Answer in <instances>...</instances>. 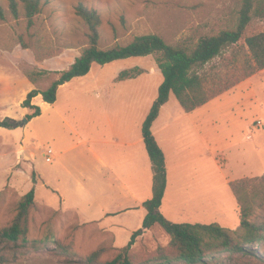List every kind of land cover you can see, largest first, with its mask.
Here are the masks:
<instances>
[{"label": "rangeland", "instance_id": "1", "mask_svg": "<svg viewBox=\"0 0 264 264\" xmlns=\"http://www.w3.org/2000/svg\"><path fill=\"white\" fill-rule=\"evenodd\" d=\"M17 1L21 8L22 1ZM41 1L42 10L34 17L32 27L28 26L24 17L0 20V119L10 117L18 122L30 113V109L21 106L27 92L35 87H47L57 76L55 71L66 69L87 44L84 22L75 13V5L80 1L94 8L101 17L99 46L102 48L125 44L134 36L146 33H156L170 44L188 37L196 39L220 26H234L240 4V0ZM0 3L4 9L9 8V0H0ZM263 30L264 18L254 17L237 43L242 50L239 52L247 51L245 37ZM21 41L29 47H22ZM237 45L227 48L215 63L222 65L229 62L232 47ZM34 47L42 52H54L53 55L59 51L61 53L37 61ZM136 66L143 70L141 75L134 80L118 83L117 76L121 70ZM25 71H44L45 74L34 85L25 76ZM161 81L162 74L151 55L115 60L104 65L94 63L85 76L74 78L67 86L60 87L54 103L43 102L40 95L34 98V104L41 109L40 115L13 128L0 127V229L12 222L22 195L32 185L35 186V205L30 210L26 240H0V264H103L115 256L116 248L127 243L128 240H124V244L116 245L113 234L97 222H82L75 211L65 209L61 197L50 193L48 186H43L37 165L39 168L54 167L60 177L61 194L65 196L67 206L74 205L88 211L90 205H101L100 184L104 167L90 148L102 158L103 150L115 152L113 145L101 144L102 134L108 137L107 132L110 135L112 130L107 126L105 111H109L116 125L114 129L118 131L120 101L142 100L146 95L155 100ZM254 81L262 108L258 104L236 125L237 134L244 136V145L248 148H254L256 142L264 140V91L259 79L255 78ZM137 85L141 89L140 95H133ZM172 100H176L174 96ZM141 109V104H134L128 113L131 135L140 133ZM256 119L262 120L263 128L254 133L253 140L246 139ZM230 122L227 120L226 124ZM222 134L224 143L228 141L229 134ZM47 148L57 155L49 163L42 155ZM235 153L232 152V158L225 163L223 157L218 156L219 161L223 162L225 175L232 180L259 175L257 165L250 170L243 166L241 157ZM251 160L255 162L257 158ZM80 170L85 174L83 181L80 180ZM70 171L80 184L91 188L92 197L84 191L75 190L72 184L76 180L71 174L68 175ZM171 198L169 196L168 200ZM174 203L177 213L181 214L177 222H218L230 229L237 228L240 222L239 205L235 204L234 195L229 187L223 185V180L215 189L210 184L193 189L181 187L174 197ZM219 212L223 213L224 218L218 217ZM139 215L137 211H130L110 219L120 220L129 228L138 229L142 224ZM100 246L104 251L98 259L88 260L87 256ZM253 247L259 250V257L240 252H222L215 253L214 257L208 256L204 263L196 264H264V243H255ZM130 252L134 264H188L174 258L176 249L170 245V236L159 224L137 237Z\"/></svg>", "mask_w": 264, "mask_h": 264}, {"label": "trees", "instance_id": "2", "mask_svg": "<svg viewBox=\"0 0 264 264\" xmlns=\"http://www.w3.org/2000/svg\"><path fill=\"white\" fill-rule=\"evenodd\" d=\"M21 1L20 8L17 0H9L7 10L0 3V20H18L24 17L28 26L32 27L34 17L41 12L43 3L41 0ZM75 13L84 22L88 42L66 69L55 71L57 76L47 87L43 89L35 87L27 92L21 106L31 110L25 115L28 120L41 113L40 107L32 103L34 97L41 95L44 102L54 103L59 86L75 77L85 76L94 63L104 65L115 60L151 55L162 74L157 97L141 126L153 173L152 197L143 202L146 213L141 227L134 230L128 242L116 248L115 256L103 264H134L130 252L132 246L137 237L155 224H159L170 236V245L176 249L174 258L188 264L204 263L208 256L214 257L215 253L222 252H240L259 257L261 254L253 244L264 243V175L229 181L230 189L239 205L240 222L237 228L230 229L218 222H173L159 210L166 186V166L164 153L151 127L161 106L168 101L170 93L176 97L185 111H192L264 69V30L245 37L247 51L240 53L242 50L237 45L250 21L254 17L264 18V0H240L234 26L223 25L196 39L188 37L176 44L167 43L156 33H146L134 36L125 44H113L102 48L99 46L101 24L99 13L81 1L75 5ZM20 44L24 48L29 47L23 41ZM232 45L237 46L232 47L233 54L229 62L222 65L215 63V60ZM53 53L49 50L42 52L34 47L37 61L49 58ZM59 53L61 52L56 54ZM142 72L138 66L123 69L117 79L136 78ZM24 74L36 85L45 72L25 71ZM15 125L16 120L10 117L0 119V127L13 128ZM33 183L35 184L34 180ZM34 199L35 186L32 185L22 195L12 222L0 229V240L12 242L26 240L30 210L35 205ZM103 251L104 248L100 246L92 251L87 259L96 260Z\"/></svg>", "mask_w": 264, "mask_h": 264}, {"label": "crops", "instance_id": "3", "mask_svg": "<svg viewBox=\"0 0 264 264\" xmlns=\"http://www.w3.org/2000/svg\"><path fill=\"white\" fill-rule=\"evenodd\" d=\"M136 78L118 79V83ZM255 78L259 79L261 88L264 91V69H262L192 111H185L172 93H170L168 101L161 106L158 116L152 123L151 130L165 157L166 186L159 210L169 220L177 222L178 218H181V214L177 213L174 203V197L181 187L189 186L193 189L210 184L215 189L219 187L221 180H223V185L230 189L228 183L232 178L224 174L223 162L218 159L220 155L225 163L226 160L232 158V152H236L235 154L241 157L240 161L243 166L250 168V170L254 168V165L258 166L259 175L250 176L264 175V140L256 142L254 148H248L244 145V136L236 132V125L239 120H242V116L245 117L248 111H251L258 104L259 108H262L255 86ZM68 82L60 85L59 88L64 85L67 86ZM242 88H244V92H242ZM232 89L235 91L233 94ZM140 92L141 89L137 85L134 88L133 95H140ZM107 96L110 98L109 95ZM173 96L176 100H172ZM34 98L32 99L33 104ZM153 101L147 95L142 100L140 98L131 99L130 101L129 99H122L117 112V116H121L120 119H117V122H120V125L117 126L118 131L114 129L116 125L114 120L110 118L109 111H105L107 126L112 130L110 135L109 131L107 132L108 137L106 134H102L101 144L113 145L115 152L111 153L109 149L103 150L104 158H102L90 148L91 153L104 167L100 184L101 205H90L88 211H83V209L74 205L67 206L66 198L61 194L60 177L54 171V167L39 168L37 165L43 186H48L47 189L50 193L61 197L62 206L65 209L75 211L82 222H97L104 230L113 234L116 245L124 244L136 229H134L135 227L129 228L120 220H111L110 218L120 217V215L130 211H137L140 214L139 222H141L146 213L143 202L152 197L153 173L151 162L145 148L141 127L139 131L141 134L131 135L130 133L128 113L134 104H141L142 126ZM227 120L231 121L229 125L226 124ZM222 133L229 134L228 141L224 143L221 140ZM247 135L248 133L245 136L246 139ZM253 139L254 137L250 140ZM56 157L57 155L54 152L53 160ZM253 157L257 158L255 162L251 160ZM79 172L80 180L83 181L85 174L82 170ZM69 174L76 180L75 184H72L75 190L84 191L92 197L90 195L91 188L80 184L78 178L71 171ZM187 193L189 192L187 191ZM169 196L172 197L170 201L168 200ZM229 197L232 198V196ZM234 199L237 205L235 195ZM221 202L223 201L221 200ZM218 217L224 218L223 213L219 212ZM124 227H127V229H124Z\"/></svg>", "mask_w": 264, "mask_h": 264}, {"label": "built area", "instance_id": "4", "mask_svg": "<svg viewBox=\"0 0 264 264\" xmlns=\"http://www.w3.org/2000/svg\"><path fill=\"white\" fill-rule=\"evenodd\" d=\"M263 126V122L260 119H256L252 124V130L249 131L247 138H253L254 137V133L259 131ZM43 156L46 162H51L54 158V151L51 148H47L43 151Z\"/></svg>", "mask_w": 264, "mask_h": 264}, {"label": "water", "instance_id": "5", "mask_svg": "<svg viewBox=\"0 0 264 264\" xmlns=\"http://www.w3.org/2000/svg\"><path fill=\"white\" fill-rule=\"evenodd\" d=\"M29 120L26 118V117H24L23 119H21V120H19L18 122H17V124H24V123H26V122H28Z\"/></svg>", "mask_w": 264, "mask_h": 264}]
</instances>
